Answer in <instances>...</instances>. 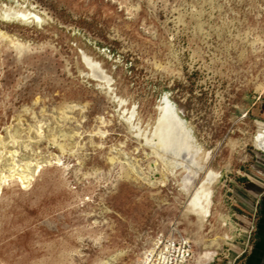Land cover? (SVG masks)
Listing matches in <instances>:
<instances>
[{"label": "rangeland", "instance_id": "obj_1", "mask_svg": "<svg viewBox=\"0 0 264 264\" xmlns=\"http://www.w3.org/2000/svg\"><path fill=\"white\" fill-rule=\"evenodd\" d=\"M7 9L43 23L6 22ZM0 33V136L12 147L17 130L20 159L52 160L28 188H4L0 264H140L173 229L195 256L215 251L211 264H234L255 220L241 197L264 177L254 141L264 124V0H0ZM12 43L29 51L20 57ZM165 96L221 173L204 224L186 211L180 170L165 186L147 181L156 158L120 117L135 106L153 123Z\"/></svg>", "mask_w": 264, "mask_h": 264}, {"label": "bare ground", "instance_id": "obj_2", "mask_svg": "<svg viewBox=\"0 0 264 264\" xmlns=\"http://www.w3.org/2000/svg\"><path fill=\"white\" fill-rule=\"evenodd\" d=\"M1 17L6 22L18 21V22H21L23 24H29L31 22H36L38 24L43 23V19H41L40 17H38L35 14H31V13H28L26 11L15 12L13 9H7V10L3 11L1 13ZM5 39H6V35H3V33L2 34L0 33V41H4ZM12 46L14 47L16 53H18V55L20 57H22L25 50H28V48L26 49L25 46L15 45V44H13ZM84 58H85L84 63L88 68L89 76L93 79L101 80L102 82H104V84L106 86H109L111 80L109 79L108 76L105 75V73L101 70L99 65H96L90 59H88L86 57H84ZM124 103L125 102H122V101L118 102L117 106H123ZM64 105H65V103H64ZM84 106H81V108H80L79 105L73 104L72 106H70L71 109L70 108L69 109L72 110V108H75V109L79 108L82 110ZM136 108L137 107L133 106L132 108L123 109L122 113H120V117H121L122 121H124L128 125V127H129L130 131L133 133V135L136 138H138V140L142 139V142H143L142 144L144 145V147L145 146L148 147L151 151L150 154L154 155L156 158L154 163L151 160V162L153 164L151 166L149 165L151 167V175H149V178L147 179V181L151 185H156L159 183L162 186H165L167 184V182L169 181V176L175 175L177 173V171L180 170L182 173V177H181V180L179 181V185L181 187V190L188 196L186 211H187V213H190V214H193L194 216H196V220L198 223L204 224L206 222V220H208V218L210 217L211 207H212V204H214V202H212L213 186H215V184L217 182H220L219 179L221 177V173L219 171L213 170L208 166V163L210 162V159H211V152L205 150L202 147V145H200L196 142V138H195L193 131L191 129L192 126L190 127L188 125V122H186L181 117L178 108L175 106V104L173 102L170 101V99H168L167 96L163 97L159 101V103L157 104V116H156L153 123H148L147 125H144L143 121L140 118L137 119L136 118L137 117ZM54 110H56V109H54ZM85 110L87 111V109H84V111ZM63 111H61L62 116H63ZM39 112H40V110H39ZM82 112H83V110H82ZM34 114L35 113H33V115ZM64 117H65V115H64ZM101 117H103V116H101ZM55 120H56V118H55ZM57 120H58V118H57ZM100 120L102 122L104 121V119L102 120V118ZM18 122H22V121L19 120ZM259 124H260V129H258L259 131L255 135L254 141H255L257 147H259L260 149H264V124H262V123H259ZM29 129H28V131H29ZM54 130H56V128ZM16 131L13 134L12 133L10 134V137L12 139V140L10 139L11 140L10 143H11L12 147H10L8 144H6L4 139L0 136V198L3 194L4 188L10 187L11 185L20 183L24 189L28 188L31 185V182L34 180V178L39 175L43 166H46V164H52V160H50V161H48V160L39 161V159L38 160L33 159L35 162H32L30 158H29L30 160H27V158H25V157L23 159H20L19 158V150L15 146L16 143L18 142V140H17V138H18L17 132L18 131L17 132ZM31 131H33V130H31ZM7 132H10V131L8 130ZM35 132L39 138L42 136L43 132H41V126L40 125L38 128H35ZM53 132H51V133L53 134ZM45 135H47V134H45ZM48 136H45V137H48ZM61 136H63V138L68 137V134L63 133V135H61ZM96 136H97V134H96ZM103 136H104V134H103ZM8 137H9V135H8ZM64 139H66V138H64ZM64 139H61V140H64ZM19 140H21V139H19ZM49 140H52L62 150L65 149V145L61 142H58L56 137L49 139ZM39 141H41V140H39ZM70 141H71V139H70ZM91 141H93V140H91ZM54 146H56V145H54ZM103 147H104V145H103ZM28 149H30V148H28ZM31 151H30V153H31ZM56 160H58L57 163L60 162L59 158H57ZM109 160L114 161L113 158H111ZM122 161H124V160H122ZM114 162H112V163L114 164ZM58 165H60V164H58ZM135 166L136 165H134L133 167H135ZM67 167H69V166H67ZM130 168H131V166H130ZM127 171H128V169H127ZM135 179H136V177H135ZM224 224H226V223H224ZM156 238H154V240L152 242H156V240H155ZM226 238H228V236H226ZM232 239H234V238H232ZM147 249L144 250L142 255H144V253ZM71 254H73V253H71ZM216 255H217V253L215 251H205L201 254H198L197 256H194V257H196L195 258V264H211V262L215 259ZM140 259L142 261L143 256H142V258H139V261H140ZM101 264H111V263L105 261V262H102Z\"/></svg>", "mask_w": 264, "mask_h": 264}, {"label": "built area", "instance_id": "obj_3", "mask_svg": "<svg viewBox=\"0 0 264 264\" xmlns=\"http://www.w3.org/2000/svg\"><path fill=\"white\" fill-rule=\"evenodd\" d=\"M253 233V225L244 231V239L248 246ZM154 238L156 242H152L145 251L141 264H192L195 246L189 237L178 234L176 229H173L170 233L159 234ZM242 255L243 253H239L235 262Z\"/></svg>", "mask_w": 264, "mask_h": 264}, {"label": "crops", "instance_id": "obj_4", "mask_svg": "<svg viewBox=\"0 0 264 264\" xmlns=\"http://www.w3.org/2000/svg\"><path fill=\"white\" fill-rule=\"evenodd\" d=\"M245 196L241 198L248 204L246 207L255 219L253 220L254 233L250 245L248 246L246 241L243 244L241 249L243 255L232 263L264 264V177L250 179L246 186Z\"/></svg>", "mask_w": 264, "mask_h": 264}]
</instances>
